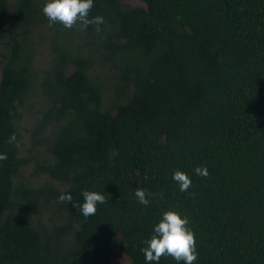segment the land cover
I'll return each instance as SVG.
<instances>
[{"label":"trees","instance_id":"obj_1","mask_svg":"<svg viewBox=\"0 0 264 264\" xmlns=\"http://www.w3.org/2000/svg\"><path fill=\"white\" fill-rule=\"evenodd\" d=\"M141 1L93 0L98 33L0 0V264H112L111 247L149 264L167 210L189 219L195 264H264V0ZM83 190L108 200L87 218Z\"/></svg>","mask_w":264,"mask_h":264},{"label":"clouds","instance_id":"obj_2","mask_svg":"<svg viewBox=\"0 0 264 264\" xmlns=\"http://www.w3.org/2000/svg\"><path fill=\"white\" fill-rule=\"evenodd\" d=\"M93 7V0H46L42 7L43 15L50 24H61L66 29L78 26V30L85 31L89 25H95V30L101 31L100 25L104 18L100 15L89 18V12ZM16 142V135L9 136L7 143ZM7 159L6 153H0V161ZM198 176L207 177L206 167L194 169ZM172 179L179 186L181 192H186L192 184L190 177L183 171L176 170ZM150 193L146 194L142 188H137L135 197L138 202L147 206ZM162 195V193H161ZM83 202H74L73 206L85 218L94 216L97 211V204L107 203L105 196L96 191H82ZM64 202L73 201L70 193H64L59 198ZM189 219L181 216L174 210H167L162 213V218L154 225L153 235L143 243L146 245L141 249L144 258L149 264L158 262L162 257H171L183 264H195L197 260L196 241L192 229L189 227Z\"/></svg>","mask_w":264,"mask_h":264},{"label":"rangeland","instance_id":"obj_3","mask_svg":"<svg viewBox=\"0 0 264 264\" xmlns=\"http://www.w3.org/2000/svg\"><path fill=\"white\" fill-rule=\"evenodd\" d=\"M123 3L130 5V6H141L145 7V3L141 0H123ZM0 79H1V67H0ZM40 99V96L33 101L36 106ZM22 118L20 121V130L23 136L22 139V154L28 155V148L30 146V136H29V129L31 128L32 123L34 122L35 115L31 112V109H23ZM23 174L27 176L28 179L32 181H36V177L33 174L32 165L29 164L27 168L24 169ZM110 261L112 264H130L129 258L123 254L119 249L116 247H111L110 249Z\"/></svg>","mask_w":264,"mask_h":264}]
</instances>
